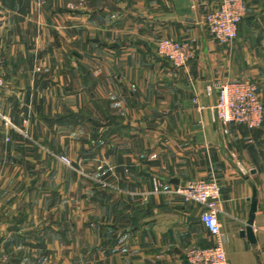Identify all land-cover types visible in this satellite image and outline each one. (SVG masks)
Returning <instances> with one entry per match:
<instances>
[{
    "label": "crops",
    "instance_id": "0c3cea01",
    "mask_svg": "<svg viewBox=\"0 0 264 264\" xmlns=\"http://www.w3.org/2000/svg\"><path fill=\"white\" fill-rule=\"evenodd\" d=\"M219 1L0 0L2 264L66 263L82 230L89 264H187L213 237L203 206L171 190L200 178L220 186L229 264H264V122L213 111L224 82H254L264 103V0H245L228 44L203 20ZM163 38L194 58L173 67Z\"/></svg>",
    "mask_w": 264,
    "mask_h": 264
},
{
    "label": "built area",
    "instance_id": "2783aa9c",
    "mask_svg": "<svg viewBox=\"0 0 264 264\" xmlns=\"http://www.w3.org/2000/svg\"><path fill=\"white\" fill-rule=\"evenodd\" d=\"M245 0H220L204 16L208 33L220 44L235 40L237 27L246 14ZM157 54L175 68L185 67L194 58V50L186 40L163 38L156 44ZM0 74V88L3 86ZM217 97L213 105L214 119L223 124L235 123L248 128L259 127L264 122V103L257 86L250 80L224 82L217 87ZM211 94L213 87L207 86ZM62 161L69 163L66 157ZM186 201L203 206L200 220L213 237V243L207 247H190L184 251L187 264H229L225 250L224 237L218 219L220 186L215 180L193 179L171 190ZM0 264H2L0 260Z\"/></svg>",
    "mask_w": 264,
    "mask_h": 264
},
{
    "label": "rangeland",
    "instance_id": "374dc122",
    "mask_svg": "<svg viewBox=\"0 0 264 264\" xmlns=\"http://www.w3.org/2000/svg\"><path fill=\"white\" fill-rule=\"evenodd\" d=\"M78 137L84 138L85 136L84 135H78ZM64 138H68V136H66ZM64 138H63V140H64ZM63 144L66 145L65 142ZM33 154L34 155L35 154L37 155V153H33ZM44 154L46 156H48V157H53L52 154H50V152H48V151H45ZM76 155H79V156L80 155L81 156L83 155V158L82 159L85 160V157H84L85 153L84 152L81 154V152H78L77 151ZM62 157H65V156H63V155L59 156V159H61V161H62ZM66 158L68 159V162L69 163H65V162L63 163V161H62L63 165H65L67 168H69L71 170L74 169V168H71L70 167L71 160L67 156H66ZM76 169L78 170L79 176H80L79 189H78L79 190V193L80 192H83V194H85L86 180H87V178L89 179L91 177V176L90 177L89 176L86 177L87 176V172H88L89 169L86 168V167H79V168H76ZM66 170L63 169V174H68V171H66ZM48 171H49V168H47V169H45V168H38V174L39 175H42L44 177L49 176L50 173ZM99 185L102 186V182H100ZM84 203H85V195L81 196V198L79 200L78 206L80 208H83L82 205L84 206ZM77 236H78V239H77V244L75 245V247H72V248L62 247L61 248L64 257H67V260H68V262L62 263V264H89L85 260V249L86 248L82 244L83 238H84L83 237L84 236V230H82V232L81 231H78ZM69 251L72 254V256H71L72 261L71 262L69 261V256H68L69 255Z\"/></svg>",
    "mask_w": 264,
    "mask_h": 264
}]
</instances>
